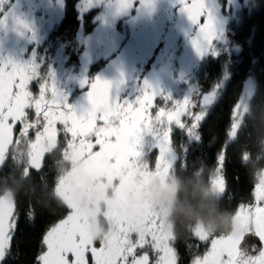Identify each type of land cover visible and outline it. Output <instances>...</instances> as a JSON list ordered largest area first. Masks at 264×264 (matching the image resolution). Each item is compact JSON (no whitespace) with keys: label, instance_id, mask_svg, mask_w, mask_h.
<instances>
[{"label":"snow or ice","instance_id":"snow-or-ice-1","mask_svg":"<svg viewBox=\"0 0 264 264\" xmlns=\"http://www.w3.org/2000/svg\"><path fill=\"white\" fill-rule=\"evenodd\" d=\"M5 2L0 0V10ZM117 2L119 9L124 10L132 7L134 0ZM177 2L195 29L191 39L193 48L201 55L205 49L210 51L218 33L206 0ZM146 6H150V0ZM4 23L5 20H0V25ZM40 79L35 63L0 60V153H3L7 143L13 141L14 136L29 137L34 131L30 149L34 169L38 171L43 146L51 141H60L62 130L66 149L82 162L83 167L61 180L57 186L68 213L43 236L42 243L46 250L38 255L37 264H182L175 240L165 233L159 220L148 213H144L135 226L122 220L118 210L111 213L109 219L117 225L116 232L109 244L97 247L85 231V219L75 209L72 190L73 185L80 182L81 176L109 180L119 177L120 183L115 188L123 204V192L135 183V177L167 175L176 159L173 151L174 131H178L185 142H199L201 122L215 93L202 97L198 113L191 111L197 106L193 99L186 97L182 102H174L170 97H165V106L159 107L153 114L157 93L147 84L143 94L132 103L114 99L111 84L97 78L90 84L87 93V109L78 113L62 99L54 84L40 82ZM32 81L39 82L38 96H34L29 88ZM29 110L34 111L32 119ZM235 114L234 108L232 119ZM186 116L190 118V124L182 119ZM18 125L17 136L15 130ZM232 127L235 128V124ZM228 135L232 136V132ZM145 136L151 137L150 147L158 150L154 170L144 158ZM226 152L227 148H222L215 166L216 183L224 195ZM253 196L254 204H241L235 211V219L247 228L243 245H238L229 236L219 235L210 239L213 234L198 229L192 234L194 240L200 243L210 240V247L203 255H195L191 264H264V182L255 185ZM17 219L16 204L0 199V264H8ZM249 237L259 241L258 254L250 253V249L256 252V245L249 243ZM198 246L199 243L188 245L189 248ZM149 250L155 254L154 258Z\"/></svg>","mask_w":264,"mask_h":264},{"label":"rangeland","instance_id":"rangeland-1","mask_svg":"<svg viewBox=\"0 0 264 264\" xmlns=\"http://www.w3.org/2000/svg\"><path fill=\"white\" fill-rule=\"evenodd\" d=\"M252 2L253 0H206L207 7L216 21L218 37L213 42L212 49L210 51L205 49L201 55L196 52L191 43L195 29L188 21L186 14L181 11L177 0H150V6H146L148 0L145 2L134 0L132 7L124 10L119 9L117 0H82L78 6L80 12L97 9L99 14L96 29L85 38L86 48L81 58L79 73L81 77L78 82L83 92L78 94L71 103L69 100L77 89L73 80V78L76 79L77 66H67L61 51L55 55L52 65L45 58L46 48H48L46 43L49 41L50 33L60 25L65 16L66 0H6L0 10V20H5V23L0 25V60H11L21 64L35 63L38 66L39 75L43 77V82L54 84L62 99L78 113L87 109V93L90 90V84L99 78L111 84L113 98L120 101L123 98L129 102L132 101L131 96L143 92L147 84L157 93V100L154 101L156 107L152 109L153 114L159 107L165 106L163 102L165 97H170L174 102H182L186 97L193 99L197 106L191 111L198 113L202 97L215 93L213 102L206 109V119L208 112L218 102L229 81L235 61L233 59L228 65L226 64L218 85L210 92H202L197 85L200 69L210 57L221 53L222 50L226 51L227 56L241 52L240 47L226 45L227 28L231 23L242 24L245 12H251L248 9L251 8ZM201 22H203L202 19ZM162 37L168 41L167 47L156 60L150 61V49L153 44L163 42ZM181 39L186 40V47L185 51L178 56L176 67L174 58ZM173 49H175L173 59L166 57L168 51L173 53ZM95 63H102L103 66L94 78H90L89 70ZM148 64L151 67L149 73L145 70ZM85 81L88 83H84ZM255 94L256 81L250 77L246 80L235 107L236 114L233 119L235 128L232 127L230 131L232 136L228 144L237 139L243 127L244 118L250 112L251 100ZM29 117L34 118L33 110H29ZM182 119L191 123L187 116ZM17 130L19 131V125L15 135ZM15 141L14 136L13 141L7 143L3 153H0V168ZM193 142L196 141L187 140L185 150L191 147ZM151 143V137L145 136V155L150 156L155 151V148L150 147ZM56 145L57 141H51L43 146L40 168L45 156L52 152ZM173 151L176 159L168 174L163 177L156 175L147 178L135 177V183L123 192V204L115 188L120 183L119 177L109 180L81 176L80 182L73 185L72 200L75 209L85 219V231L97 247L106 246L112 240L117 225L109 219V215L117 210L120 218L132 226H135L144 213L154 216L159 220L165 233L174 239L171 215L178 193L176 164L179 158L174 147ZM82 167V162L75 159L70 172L64 173L60 181ZM150 167L154 170L155 163L153 166L150 164ZM216 180L217 171L215 170L211 187L205 193L206 197L219 199L224 195L219 190ZM262 182H264V172L260 183ZM56 195L63 200L57 190ZM1 199L15 203L12 191L6 192ZM244 228L245 226L234 218L233 231L229 237L238 245H241L242 237L247 230ZM198 229L209 232L203 222H199L194 227V232ZM149 254L154 258L155 254L151 250Z\"/></svg>","mask_w":264,"mask_h":264},{"label":"trees","instance_id":"trees-1","mask_svg":"<svg viewBox=\"0 0 264 264\" xmlns=\"http://www.w3.org/2000/svg\"><path fill=\"white\" fill-rule=\"evenodd\" d=\"M81 2L82 0H66L65 16L60 25L51 31L46 43L48 48L45 58L50 65L53 64L55 55L61 51L66 65L78 68L76 79L73 78L77 89L69 100L70 103L83 92L78 82L81 77V58L86 48L85 38L96 29L99 14L97 9L80 12L78 6ZM248 10L251 12H245L242 24L231 23L227 28L226 45L240 47L241 52L227 56L226 51L222 50L210 57L200 69L197 85L202 92H210L218 85L226 64L233 59L235 61L231 77L218 102L200 126V141L193 142L185 150L186 143L180 133L174 131L173 134V147L179 159L176 164L178 193L171 222L174 244L182 257V264H191L195 255H203L210 247V241L200 243L192 236L194 227L199 222H203L210 234H213L211 238L229 236L232 233L235 211L241 204L255 203L254 187L260 184L264 172V0H253ZM162 41L152 45L150 61L156 60L166 49L168 41L163 37ZM185 47L186 40L181 39L176 49L174 66H178L177 58L185 51ZM174 50L172 54L168 51L166 57L173 59ZM103 64H93L89 77L94 78ZM145 70L149 73L150 64ZM250 77L256 81V94L251 100L250 112L244 118L237 139L228 144V134L233 125L232 114L244 84ZM40 78V82H43V77ZM29 88L34 96L39 94L38 81H32ZM142 94L143 92L133 94L130 102L134 103ZM124 100L125 98L121 99ZM59 128L62 129V126ZM16 135L18 136V132ZM30 135L32 137L16 138L0 168V199L6 192L12 191L18 217L8 264H37L38 255L46 250L42 243L43 236L68 213L65 202L58 198L56 190L61 176L70 172L76 158L66 149L61 130L56 148L45 156L42 167L37 171L32 166L30 149L34 131ZM225 147L227 152L223 175L226 194L219 199L208 198L205 193L211 187L218 154ZM157 155L158 151L155 149L150 156L145 155L144 158L153 166ZM246 237L247 230L241 245ZM248 241L256 245V252H251L250 249V253L258 254L259 241L254 237H249ZM193 243H199V246L189 248L188 245Z\"/></svg>","mask_w":264,"mask_h":264},{"label":"crops","instance_id":"crops-1","mask_svg":"<svg viewBox=\"0 0 264 264\" xmlns=\"http://www.w3.org/2000/svg\"><path fill=\"white\" fill-rule=\"evenodd\" d=\"M263 175V174H262ZM235 218V217H234ZM234 222V221H233ZM246 228V227H245ZM245 228H244V230H245Z\"/></svg>","mask_w":264,"mask_h":264}]
</instances>
